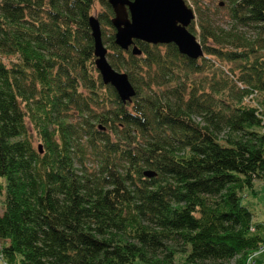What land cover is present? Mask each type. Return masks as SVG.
I'll return each mask as SVG.
<instances>
[{
    "label": "trees",
    "instance_id": "1",
    "mask_svg": "<svg viewBox=\"0 0 264 264\" xmlns=\"http://www.w3.org/2000/svg\"><path fill=\"white\" fill-rule=\"evenodd\" d=\"M226 8L223 28L196 4L191 59L174 44L118 48L108 0H0L3 264H252L264 221L243 192L264 182V0ZM90 17L130 102L95 68Z\"/></svg>",
    "mask_w": 264,
    "mask_h": 264
},
{
    "label": "water",
    "instance_id": "2",
    "mask_svg": "<svg viewBox=\"0 0 264 264\" xmlns=\"http://www.w3.org/2000/svg\"><path fill=\"white\" fill-rule=\"evenodd\" d=\"M108 4L113 12L114 44L121 50L131 49L138 56L141 51L134 41H141L150 45L174 44L191 59L202 56L200 44L187 29L195 16L184 0H108ZM88 22L94 42V64L103 84L110 85L121 102H130L134 89L126 74L115 71L108 63L98 20L90 17Z\"/></svg>",
    "mask_w": 264,
    "mask_h": 264
},
{
    "label": "rangeland",
    "instance_id": "3",
    "mask_svg": "<svg viewBox=\"0 0 264 264\" xmlns=\"http://www.w3.org/2000/svg\"><path fill=\"white\" fill-rule=\"evenodd\" d=\"M184 1L189 7L192 8L193 12L195 10L196 4L200 5L202 8H208L209 10L205 9L203 15L210 16L215 24L220 25L223 28H227L230 25V21L227 18V0H195L197 2H195L196 4L194 3V0ZM220 3H222V6L219 5ZM216 8L220 9L216 10ZM195 18L197 19L196 15ZM245 31L248 34L253 33L249 29H246ZM33 146L36 149L38 147V143L34 142ZM2 201L3 198L0 194V215L3 212ZM243 204L249 207L257 221H264V182L255 181L253 184V191L246 189L243 192ZM251 262L252 264H264V251H258L254 253ZM0 264H3L1 260ZM174 264H181V258L179 255L175 257Z\"/></svg>",
    "mask_w": 264,
    "mask_h": 264
},
{
    "label": "built area",
    "instance_id": "4",
    "mask_svg": "<svg viewBox=\"0 0 264 264\" xmlns=\"http://www.w3.org/2000/svg\"><path fill=\"white\" fill-rule=\"evenodd\" d=\"M260 250H261V251H263V250H264V242H263V246L260 248Z\"/></svg>",
    "mask_w": 264,
    "mask_h": 264
}]
</instances>
